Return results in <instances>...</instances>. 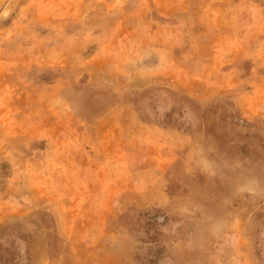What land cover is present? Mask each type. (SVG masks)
<instances>
[{"label": "rangeland", "instance_id": "rangeland-1", "mask_svg": "<svg viewBox=\"0 0 264 264\" xmlns=\"http://www.w3.org/2000/svg\"><path fill=\"white\" fill-rule=\"evenodd\" d=\"M0 264H264V0H0Z\"/></svg>", "mask_w": 264, "mask_h": 264}]
</instances>
